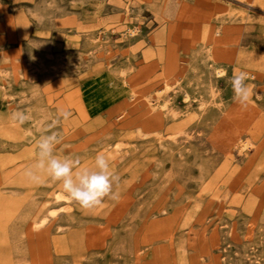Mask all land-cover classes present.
<instances>
[{"label":"rangeland","instance_id":"obj_1","mask_svg":"<svg viewBox=\"0 0 264 264\" xmlns=\"http://www.w3.org/2000/svg\"><path fill=\"white\" fill-rule=\"evenodd\" d=\"M53 131L118 199L34 168ZM0 264H264V0H0Z\"/></svg>","mask_w":264,"mask_h":264},{"label":"clouds","instance_id":"obj_2","mask_svg":"<svg viewBox=\"0 0 264 264\" xmlns=\"http://www.w3.org/2000/svg\"><path fill=\"white\" fill-rule=\"evenodd\" d=\"M231 84L235 93L234 98L242 102L246 98L247 90L244 75L241 73L234 76ZM67 116L66 112L57 114L49 128L59 124L61 118L66 119ZM17 119L23 122L27 117L17 114ZM58 142V133L55 131L38 138L35 169L44 172L50 179L61 182L66 198L81 208L90 209L98 206L105 197L118 199L119 194L113 191V184L117 178L103 153L96 154L92 168L77 171L80 165L79 158H59L54 154ZM26 174L32 176L33 169H28Z\"/></svg>","mask_w":264,"mask_h":264}]
</instances>
